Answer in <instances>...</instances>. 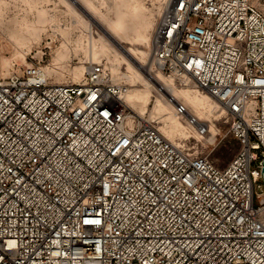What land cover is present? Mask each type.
Wrapping results in <instances>:
<instances>
[{"label":"built area","instance_id":"1","mask_svg":"<svg viewBox=\"0 0 264 264\" xmlns=\"http://www.w3.org/2000/svg\"><path fill=\"white\" fill-rule=\"evenodd\" d=\"M32 59L0 54V264H264V0H169L145 68L218 101L223 168L182 101L173 143L104 63L56 84Z\"/></svg>","mask_w":264,"mask_h":264},{"label":"rangeland","instance_id":"2","mask_svg":"<svg viewBox=\"0 0 264 264\" xmlns=\"http://www.w3.org/2000/svg\"><path fill=\"white\" fill-rule=\"evenodd\" d=\"M85 1L88 4H91L97 11L104 14L107 21L116 20L119 15L126 13L127 3H140L142 5V15L140 14L139 17H132L129 20L136 26L138 25L137 27H147V31L150 34L152 41L151 48L149 49L151 51L150 58L144 63V68H148L153 64L151 57L153 37L156 26L163 15L169 0H167V2L166 0ZM1 3L7 12L6 17L3 18L1 24V43H3L1 45L3 46L0 47V54L3 61L2 67L4 69H9L13 65L24 66L25 64L30 63L33 60L32 58H35L40 62L43 68L46 66L55 68V71L47 73V77L51 82H78L83 75L78 78V76H76V71L83 64H87L86 66H88L92 60L91 52L95 47L102 50L103 38L99 34H95V32H100L99 28L95 25L90 28L83 21L79 12L72 10L64 0H3ZM30 26L37 27V34L35 33L36 36L34 35L35 38L34 36H32L33 38H30L24 35L25 29ZM21 41H24L25 43H22ZM80 42L84 44V47L83 49L78 50L77 45ZM62 44L67 46L66 54H68V56L66 59L62 60V64L60 63L56 66V50ZM136 48L140 49L141 47ZM99 58L102 63L109 68H112L115 64L114 59L117 58V54L115 51H110L109 56L100 55ZM119 69V72L125 71V65L121 64ZM117 75L120 77V79H118L119 83L127 84L125 77H123L121 73ZM176 86L183 88V86L177 83ZM152 89L153 101L149 106V112H147L144 117L154 121L159 127L162 125L160 119H157L156 117L153 118V116L150 115V110H153V105H155L154 103L157 97L163 99H168V97L163 91L157 90L154 86ZM211 119H214V117H211ZM207 122L209 123V121ZM213 128H215L214 132L210 133L209 138L207 137L206 141H203L204 143H198L204 153L207 154L218 167L223 168L237 154L240 145L229 132V125L225 123L223 118L220 117L219 120H215ZM211 135L214 136L210 138ZM188 136L191 141H195L194 134L191 136L188 134L183 137L175 135L174 138L177 142L178 139L181 138L188 139Z\"/></svg>","mask_w":264,"mask_h":264},{"label":"bare ground","instance_id":"3","mask_svg":"<svg viewBox=\"0 0 264 264\" xmlns=\"http://www.w3.org/2000/svg\"><path fill=\"white\" fill-rule=\"evenodd\" d=\"M1 2H3V0H0L2 24V20L6 17L7 12ZM64 2L72 10L79 12L83 21L90 28L95 25L100 30V32H95V34H99L103 38L102 50L96 47L92 50V60L91 62L89 61L90 63H99L101 62L99 58L100 55L109 56L110 51L116 52L117 58L114 59L115 64L112 68H109L107 65L106 66L110 70L113 81L119 83L118 79H120V77L117 74L121 73L122 76L125 77L127 84H130L129 92L125 94L124 99L132 113L138 114L140 117H144V115L149 112V106L153 101L152 87L154 86L157 90L163 91L168 99L157 97L154 103L155 105H153L154 107L152 106L153 110H150V115L153 116V118L156 117L157 119H160L162 125L159 126V128L168 140L176 143L174 138L175 135L183 137L188 134L190 136L194 134L193 130H191L174 111L175 103L178 100H181L184 104H186L188 109L196 114L200 119L209 121L210 132L207 136H205V138H209L210 133L214 132L215 128H213V126L215 125V120H219L222 116L220 113L221 107L218 101L208 92L196 85H188L183 86V88H179L176 86L174 80L165 77L161 73H157L153 76L144 68V63L150 58L151 51L149 49L151 48L152 39L147 31V27H137L138 25L136 26L129 20L132 17L140 16L142 11V5L140 3H127L126 13L119 15L116 20L107 21L104 14L97 11L85 0H64ZM36 32L37 27L30 26L25 29L24 35L31 38L34 35L36 36ZM21 42L23 43L24 41ZM1 44L0 47L3 46ZM83 47L84 44L82 42L77 45L78 50L83 49ZM136 47L141 48L137 49ZM66 51L67 46L65 44H62L56 50V66L59 65L62 60L67 58L68 54H66ZM2 64L3 61L1 59V65ZM121 64L125 65V71L119 72V66ZM86 65L87 64L81 65V67L76 71V76H78V78L79 76L84 75L88 68ZM43 69L45 75L55 71L54 67L49 66H46ZM56 84L63 83L59 82ZM178 97H182L183 99ZM211 117H214V119H211ZM213 136L214 135H211L210 138ZM187 138H189V136Z\"/></svg>","mask_w":264,"mask_h":264}]
</instances>
